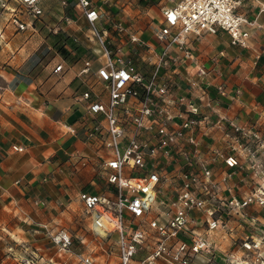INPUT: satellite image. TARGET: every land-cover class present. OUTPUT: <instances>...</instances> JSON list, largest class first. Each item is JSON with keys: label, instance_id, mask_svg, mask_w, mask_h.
<instances>
[{"label": "built area", "instance_id": "obj_1", "mask_svg": "<svg viewBox=\"0 0 264 264\" xmlns=\"http://www.w3.org/2000/svg\"><path fill=\"white\" fill-rule=\"evenodd\" d=\"M39 1L22 0V15L42 17ZM70 1L83 11L95 45L96 59L82 74L98 64L95 84L80 96L92 120L84 123L87 142L109 153L104 176L115 189L80 195L92 232L109 241L100 245L102 257L74 252L66 230L45 227V239L76 264H264V106L240 123L221 112L227 90L207 83L205 68L186 93L175 78L177 68L195 61L192 37L224 31L232 46L249 47L255 23L238 14L241 1L180 0L164 9L163 23L152 29L161 52L130 36L146 48L140 61L108 46L102 8L110 0ZM12 22L27 28L18 17ZM114 29L126 31L122 23ZM69 261L31 254L26 264Z\"/></svg>", "mask_w": 264, "mask_h": 264}, {"label": "crops", "instance_id": "obj_2", "mask_svg": "<svg viewBox=\"0 0 264 264\" xmlns=\"http://www.w3.org/2000/svg\"><path fill=\"white\" fill-rule=\"evenodd\" d=\"M164 1L145 6L144 0H110L103 6L107 23L102 29L108 30L110 50L115 53L122 48L127 59L142 60L146 48L130 42V36L138 34L144 44L161 52L152 29L163 23L164 9L180 0L173 5ZM240 1L238 14L255 23L249 47L232 46L224 31L192 37L195 61L177 68L175 78L186 93L189 81L205 68L209 71L206 82L227 90L219 105L221 112L244 123L253 118L255 107L264 106V0ZM39 4L44 15L26 18L22 0H0V45L5 52L0 54V60L4 56L1 74L10 102V117L0 125V264H26L31 254L44 260L59 258L45 239L44 228L58 230L56 224L67 211L82 204V193L98 195L115 189L104 176L109 153L87 142L84 123L92 120L87 103L80 101L95 84L98 64L83 75L89 60L75 58L78 52L65 40H72L80 50L86 48L89 23L70 0H40ZM13 17L26 22L27 28L19 31ZM115 23L123 24L124 34L115 31ZM59 46L72 55L62 56ZM60 65L64 71L56 74ZM239 90L240 98L233 101ZM102 99L107 101L108 95L103 93ZM15 147L24 151L17 152Z\"/></svg>", "mask_w": 264, "mask_h": 264}, {"label": "rangeland", "instance_id": "obj_3", "mask_svg": "<svg viewBox=\"0 0 264 264\" xmlns=\"http://www.w3.org/2000/svg\"><path fill=\"white\" fill-rule=\"evenodd\" d=\"M170 4L173 5L176 3V0H166L164 1V4ZM155 4V0H144L145 6H152ZM89 35V34H88ZM87 41V46H91L90 42H88V38H85ZM82 48V50L78 51V54L75 56L78 57L81 56V58H84L86 60H95L96 56L92 53V50L88 47ZM59 53L69 58L72 54L69 53L65 48L58 47ZM2 52V48L0 45V54ZM3 53V52H2ZM5 55V52L3 53ZM4 56L0 60V125L3 123H6L8 118L10 117V102H8V98L5 96L6 92V80L4 76H2L1 71L3 70L1 67L4 64ZM56 228L58 230H66L73 239V251L80 254H85L87 256H90L92 258H98L102 257L104 252L101 250L100 245L104 246V249L108 248L109 241H106L104 239H100L97 237L91 230L90 220L89 216L86 213L83 204L77 205L73 209L67 211V214L65 216V219L63 221H60L59 224H56ZM56 230V231H58ZM52 247V245H50ZM52 251L56 252V249H53ZM68 260L66 254H62L58 261L61 262L63 260ZM68 264H76L73 261L70 260Z\"/></svg>", "mask_w": 264, "mask_h": 264}, {"label": "trees", "instance_id": "obj_4", "mask_svg": "<svg viewBox=\"0 0 264 264\" xmlns=\"http://www.w3.org/2000/svg\"><path fill=\"white\" fill-rule=\"evenodd\" d=\"M65 40L75 51L78 52L80 50V48H78L72 40H69L68 38H66Z\"/></svg>", "mask_w": 264, "mask_h": 264}]
</instances>
